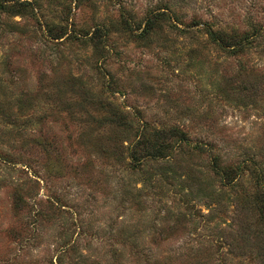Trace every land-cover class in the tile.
I'll list each match as a JSON object with an SVG mask.
<instances>
[{
    "label": "rangeland",
    "instance_id": "obj_1",
    "mask_svg": "<svg viewBox=\"0 0 264 264\" xmlns=\"http://www.w3.org/2000/svg\"><path fill=\"white\" fill-rule=\"evenodd\" d=\"M27 1L37 16L0 10V264H264L257 216L229 190L209 212L206 153L184 147L145 183L127 158L107 166L82 123L118 107L211 142L222 161L264 165V39L234 54L199 32H264V0ZM158 13L160 28L135 38Z\"/></svg>",
    "mask_w": 264,
    "mask_h": 264
},
{
    "label": "trees",
    "instance_id": "obj_2",
    "mask_svg": "<svg viewBox=\"0 0 264 264\" xmlns=\"http://www.w3.org/2000/svg\"><path fill=\"white\" fill-rule=\"evenodd\" d=\"M0 10L11 16H37L33 4L27 0L13 1L9 4L6 0H0ZM162 15V13H158L148 17L141 28H136L140 32L134 33L135 38L144 40L155 33V30H158L161 23L164 22V18H161ZM196 26L188 25L184 29ZM173 27L177 28L174 25ZM185 30L180 29L181 32ZM131 31L133 32L134 29L132 28ZM199 32L205 35V41L234 54L242 53L257 41L259 42L261 38L264 39V32H261V29L256 30V28L239 38H236L234 34H226L223 30L212 29L207 24H204ZM65 35L66 31L59 27H51L47 32V36L52 39L69 40ZM106 36V33L98 30L89 40L94 38V43L99 44ZM74 39L76 38L74 37ZM262 48V52H264V46ZM99 107L106 109L104 114L97 118H87L82 123L83 130L91 128L98 135L97 152L108 161L107 166L114 165V163L121 165L127 158L125 169L141 174L142 182L151 184L154 180H151L152 174L149 171L156 168L162 170L158 164L169 162L173 158L175 160L184 147L191 152L206 153L213 177L208 184L207 198L214 203V206L210 208L209 212L213 214L217 210H221L224 203L229 201V196L226 193L229 190L233 195L232 201L244 212L257 216L259 224L264 228V165L262 162H255L252 155L237 163L222 161L219 154L220 149H217L211 142H196L191 146L188 143L189 132L178 126L154 127L148 122L128 118L118 107ZM170 173L172 175L169 179L175 178L174 170H170ZM162 181L164 180L162 179ZM214 181L219 184L217 189L214 187ZM202 182L201 179L195 181L197 194L203 191ZM156 186L160 187V185ZM239 232L237 229L236 233L239 234ZM245 244L246 241L242 245L246 246ZM230 245L235 248L239 244L233 241L230 242Z\"/></svg>",
    "mask_w": 264,
    "mask_h": 264
}]
</instances>
